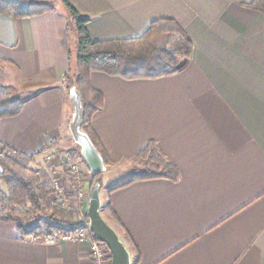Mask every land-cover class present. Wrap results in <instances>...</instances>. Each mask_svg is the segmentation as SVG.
Instances as JSON below:
<instances>
[{
    "label": "crops",
    "instance_id": "0c3cea01",
    "mask_svg": "<svg viewBox=\"0 0 264 264\" xmlns=\"http://www.w3.org/2000/svg\"><path fill=\"white\" fill-rule=\"evenodd\" d=\"M35 1L57 7L22 18L0 14V84L24 102L18 115L0 118V143L33 155L42 171L45 153L78 147L65 85L73 64L68 16L61 0ZM251 1L69 0L89 18L95 40L138 37L153 21L172 18L193 42L191 59L172 76L91 73L104 95L92 126L109 157V179L134 169L150 140L181 173L176 181L111 183L106 203L101 180V214L130 264H264V13ZM86 172L88 211L94 178ZM108 203L118 219L105 216ZM0 264L92 261L87 240L60 234L54 243L33 242L16 222L0 221Z\"/></svg>",
    "mask_w": 264,
    "mask_h": 264
},
{
    "label": "trees",
    "instance_id": "16d2710c",
    "mask_svg": "<svg viewBox=\"0 0 264 264\" xmlns=\"http://www.w3.org/2000/svg\"><path fill=\"white\" fill-rule=\"evenodd\" d=\"M61 3L67 9V34L72 37L75 32L76 35V45L69 54L73 64L65 76V85L68 92L73 85L80 91L84 107L82 129L89 134L108 164V154L92 126L93 115L104 106V95L93 87L91 73L99 71L126 79L172 76L191 59L193 42L186 30L172 18L153 21L138 37L95 40L87 28L89 18L82 16L69 0H61ZM246 5L264 13V0H252ZM56 7L57 3L51 1L0 0V14L15 18L42 14ZM23 107L24 102L0 84V118L16 116ZM75 153L81 154L79 149ZM134 161L138 167L127 183L153 178L176 181L180 178L178 166L154 140L137 152ZM0 166V221L16 222L23 235H30L41 230V222L34 224L36 216L52 210V221L46 223L48 235L72 233L79 229L77 223L66 227V218H72L73 213L54 205L52 183L42 179L40 169L33 165V155L19 153L0 143ZM87 171L94 178L93 184L101 182L100 175L92 174L88 168ZM108 210L118 219L110 203ZM84 216L88 218L87 213ZM57 219H60L59 223Z\"/></svg>",
    "mask_w": 264,
    "mask_h": 264
},
{
    "label": "rangeland",
    "instance_id": "374dc122",
    "mask_svg": "<svg viewBox=\"0 0 264 264\" xmlns=\"http://www.w3.org/2000/svg\"><path fill=\"white\" fill-rule=\"evenodd\" d=\"M58 9L62 10L64 13L67 14V9L65 8V6L62 3L58 4ZM75 36V37H74ZM76 40V35L75 32L72 35L71 38V42H72V46L71 49H74L75 47V42ZM76 144V143H75ZM79 151H81V148L78 144H76ZM67 153V152H66ZM73 157L74 160L79 163L81 165V173L79 175L80 177V181H77L74 179V175H70L68 172V165L67 162L65 160L64 157V152L59 151L57 152V154H59L60 156L58 157L57 155H55L53 157V162H51L50 158H48L47 155L52 156L51 152H47L45 153V159L46 162L48 164V166H44V170H42L41 174H42V179H46L49 180L52 183L53 186V182L56 180L59 183V188L55 189V187L53 186V193H52V197L54 199V205L57 208H61L63 210H65L66 212H71L73 213V217L72 218H66L68 219L65 224L66 227L73 225L74 223H77L79 221V219L81 218L82 215H85V213H87V191L84 189V180H85V176H87V167L85 162L83 161V159L81 158V154L78 155L75 152H70ZM52 158V157H51ZM59 161V162H56ZM56 162V163H55ZM129 165V170L133 168V163L128 164ZM138 167V164L136 163L134 166V169H132L131 171H128V173H126L127 175H120L117 176V179H113L110 180L109 179V171H107V174L105 176V178L103 179V175L106 173V171L102 174H100V178L101 180H103V182L105 183L104 189H103V199H104V203H106L107 201V189L109 186H111L113 183L116 182H121L122 180H127L129 178V176H131L132 172L135 170V168ZM109 179V180H108ZM108 180V181H107ZM94 182V181H93ZM112 183V184H111ZM82 192L84 193L83 196H79V193ZM105 208V207H103ZM52 210H48L47 214H38L35 218L34 224L41 222V229H44L46 231V226H47V222L52 221V219L50 218V215L52 214ZM110 212L108 210V208H106L105 210V216L106 217H110ZM112 220V218L110 219ZM55 221V220H53ZM57 223L60 222V219H57L56 221ZM63 223V222H62ZM31 223H27L26 225H30ZM33 224V225H34Z\"/></svg>",
    "mask_w": 264,
    "mask_h": 264
},
{
    "label": "water",
    "instance_id": "95a60500",
    "mask_svg": "<svg viewBox=\"0 0 264 264\" xmlns=\"http://www.w3.org/2000/svg\"><path fill=\"white\" fill-rule=\"evenodd\" d=\"M73 105V113L69 129L73 140L81 148V157L92 174L100 175L107 169L100 151L97 149L89 134L82 129L84 118L83 98L78 88L73 85L69 91ZM101 182H96L90 192L87 215L95 236L105 242L112 251V264H130V254L113 227L101 214Z\"/></svg>",
    "mask_w": 264,
    "mask_h": 264
},
{
    "label": "built area",
    "instance_id": "2783aa9c",
    "mask_svg": "<svg viewBox=\"0 0 264 264\" xmlns=\"http://www.w3.org/2000/svg\"><path fill=\"white\" fill-rule=\"evenodd\" d=\"M50 152V151H49ZM52 156L47 155L48 158L53 159L55 155L60 156L57 152H51ZM52 157V158H51ZM64 157L68 165V172L70 175H74V179L80 181V173H81V165L74 160L73 155L70 152H64ZM53 162V160H51ZM59 162V161H56ZM55 162V163H56ZM53 186L55 189H58L59 183L58 181L53 182ZM84 193L80 192L79 196H83ZM79 229L76 232L72 233H64L62 236H67L72 239L78 240H87L89 242L90 256L92 264H111V251L107 244L95 236L94 232L91 229L90 222L88 218L84 215L81 216L79 221L77 222ZM59 235H48L44 229H41L37 233H33L27 235V238L33 242H37L39 240L44 241L46 243H54Z\"/></svg>",
    "mask_w": 264,
    "mask_h": 264
}]
</instances>
